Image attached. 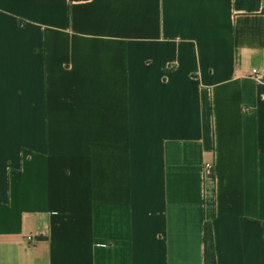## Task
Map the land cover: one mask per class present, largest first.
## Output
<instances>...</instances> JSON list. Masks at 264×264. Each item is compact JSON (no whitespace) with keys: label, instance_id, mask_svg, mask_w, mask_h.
<instances>
[{"label":"crops","instance_id":"crops-1","mask_svg":"<svg viewBox=\"0 0 264 264\" xmlns=\"http://www.w3.org/2000/svg\"><path fill=\"white\" fill-rule=\"evenodd\" d=\"M253 68L264 0H0V264H264Z\"/></svg>","mask_w":264,"mask_h":264},{"label":"trees","instance_id":"trees-1","mask_svg":"<svg viewBox=\"0 0 264 264\" xmlns=\"http://www.w3.org/2000/svg\"><path fill=\"white\" fill-rule=\"evenodd\" d=\"M204 264H216L213 230L210 223H206L204 229Z\"/></svg>","mask_w":264,"mask_h":264},{"label":"built area","instance_id":"built-area-1","mask_svg":"<svg viewBox=\"0 0 264 264\" xmlns=\"http://www.w3.org/2000/svg\"><path fill=\"white\" fill-rule=\"evenodd\" d=\"M250 77L256 80H262L264 81V72L260 71L257 68H253L250 73ZM206 173L209 172L210 174L212 173L213 170V165L211 163L206 164L205 166ZM32 237L28 236L27 240H31Z\"/></svg>","mask_w":264,"mask_h":264}]
</instances>
